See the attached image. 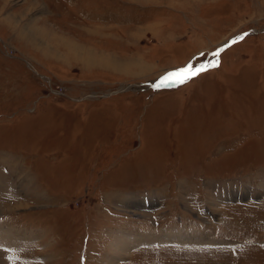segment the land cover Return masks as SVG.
Returning a JSON list of instances; mask_svg holds the SVG:
<instances>
[{
    "label": "rangeland",
    "instance_id": "374dc122",
    "mask_svg": "<svg viewBox=\"0 0 264 264\" xmlns=\"http://www.w3.org/2000/svg\"><path fill=\"white\" fill-rule=\"evenodd\" d=\"M0 264H264V0H0Z\"/></svg>",
    "mask_w": 264,
    "mask_h": 264
},
{
    "label": "snow or ice",
    "instance_id": "6c2138e0",
    "mask_svg": "<svg viewBox=\"0 0 264 264\" xmlns=\"http://www.w3.org/2000/svg\"><path fill=\"white\" fill-rule=\"evenodd\" d=\"M213 55H218V53H214ZM204 70L205 68L203 65L195 70H193L191 66H188L177 72L168 73L160 80V82L156 85V87H166L170 83H175V82L183 83L186 80L191 79L193 76L198 75L200 72Z\"/></svg>",
    "mask_w": 264,
    "mask_h": 264
},
{
    "label": "bare ground",
    "instance_id": "6f19581e",
    "mask_svg": "<svg viewBox=\"0 0 264 264\" xmlns=\"http://www.w3.org/2000/svg\"><path fill=\"white\" fill-rule=\"evenodd\" d=\"M76 52H77V51H76ZM87 55H88V54H87ZM78 56H79V55H78ZM138 239H139V238H138ZM139 242H140V241H139ZM139 242H136V243H139ZM142 242H143V243H144V242H145V243H152V242L155 243V241L152 240V239H144V240H142ZM142 242H141V243H142ZM126 243H127V242H126ZM141 243H140V244H141ZM172 243H174V242H172ZM123 244H124V243H123ZM134 244H135V243H134ZM121 249L124 250L125 248L122 247Z\"/></svg>",
    "mask_w": 264,
    "mask_h": 264
}]
</instances>
